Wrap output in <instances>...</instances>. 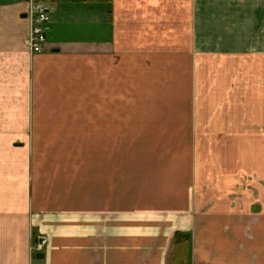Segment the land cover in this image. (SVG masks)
Returning <instances> with one entry per match:
<instances>
[{
    "label": "crops",
    "instance_id": "1",
    "mask_svg": "<svg viewBox=\"0 0 264 264\" xmlns=\"http://www.w3.org/2000/svg\"><path fill=\"white\" fill-rule=\"evenodd\" d=\"M46 10V49L29 54L25 0H0V264H264L257 124L236 127L240 162L217 177L196 172L204 130L189 110L167 136L185 146L156 193L125 181L116 193L114 168L116 106L148 90L190 106L206 89L196 58L264 57V0H47ZM249 83L264 105V82ZM176 232L188 240L174 243Z\"/></svg>",
    "mask_w": 264,
    "mask_h": 264
},
{
    "label": "rangeland",
    "instance_id": "2",
    "mask_svg": "<svg viewBox=\"0 0 264 264\" xmlns=\"http://www.w3.org/2000/svg\"><path fill=\"white\" fill-rule=\"evenodd\" d=\"M194 65L200 74V81H204L202 86L206 89H197L190 106L172 105V97H164L160 94V92L162 94L168 92L171 96V91L165 90L144 91L141 98L132 101L131 107L116 106L114 138L116 193L123 192L124 181L126 185L129 184L127 186L132 194L141 186L143 192L149 194L157 192L161 182L160 177L167 176L164 170L174 165L170 163L171 158L175 163L178 150L184 149L185 146L183 144L185 139L167 136L171 133L174 136L178 125L188 123L177 122V119L188 116L189 112L201 116L199 119L202 120L194 122L193 127L204 130L202 138L195 139L198 146L195 147L194 161L196 163L201 161L205 166V170L196 169L198 174L217 177L218 171L222 174L228 169L232 171V163L240 162V139L234 137L237 134L236 127L243 126L245 131H251L252 126L257 124L260 127L258 132L260 137L264 135V105L256 106V99L249 96L251 79L258 77L259 81L264 82V57H201L195 59ZM257 70L260 73L252 75ZM179 78L182 76L179 75ZM184 91L186 94L187 91ZM260 104H264V101ZM128 109L131 111L125 116L130 117L131 120L119 121L120 114L126 113ZM170 114H175L172 115L173 120H170ZM248 114H252L258 122L249 120L251 117L247 116ZM123 130L128 136H123ZM241 141L242 144L244 141L243 180L249 182L252 176L250 139L241 138ZM260 141L263 143L259 144L258 157L260 166H264V138H260ZM201 162H198V166ZM262 176H264V167H260V179L264 178ZM39 236L43 241L38 251L45 243V238ZM34 244L33 241L30 250L37 252L32 248Z\"/></svg>",
    "mask_w": 264,
    "mask_h": 264
},
{
    "label": "built area",
    "instance_id": "3",
    "mask_svg": "<svg viewBox=\"0 0 264 264\" xmlns=\"http://www.w3.org/2000/svg\"><path fill=\"white\" fill-rule=\"evenodd\" d=\"M46 1L47 0H25V16L28 21V30L26 37L23 40V45L27 49L29 54L40 53L46 49ZM42 241V237L37 236L34 247L32 248L38 251L41 247Z\"/></svg>",
    "mask_w": 264,
    "mask_h": 264
},
{
    "label": "trees",
    "instance_id": "4",
    "mask_svg": "<svg viewBox=\"0 0 264 264\" xmlns=\"http://www.w3.org/2000/svg\"><path fill=\"white\" fill-rule=\"evenodd\" d=\"M99 2H109L110 0H95ZM174 243H183L188 240V236L179 232H176L173 237Z\"/></svg>",
    "mask_w": 264,
    "mask_h": 264
},
{
    "label": "water",
    "instance_id": "5",
    "mask_svg": "<svg viewBox=\"0 0 264 264\" xmlns=\"http://www.w3.org/2000/svg\"><path fill=\"white\" fill-rule=\"evenodd\" d=\"M35 257L36 258H41L42 257V254L38 252V253L35 254Z\"/></svg>",
    "mask_w": 264,
    "mask_h": 264
}]
</instances>
